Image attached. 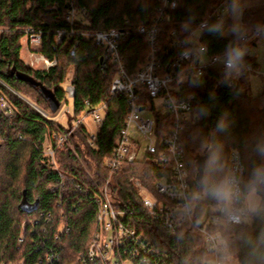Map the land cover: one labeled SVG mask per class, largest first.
Listing matches in <instances>:
<instances>
[{
  "label": "trees",
  "instance_id": "obj_1",
  "mask_svg": "<svg viewBox=\"0 0 264 264\" xmlns=\"http://www.w3.org/2000/svg\"><path fill=\"white\" fill-rule=\"evenodd\" d=\"M176 1L178 6L168 12L170 20L158 23L153 51L148 30L159 17L162 0H75L79 8L86 9L85 15L77 16L74 35L64 37L60 43L55 40L56 31L71 27L65 19L67 0H0V97L7 98L15 110L12 117L0 115V264H102L100 261L84 263L80 256L89 247L95 232L98 209L95 194L109 177L113 202L123 221L144 232L172 264H197L206 256L202 235L196 227L186 223L176 235L166 232L160 222L147 213L140 191L133 187L132 179L139 178L154 191L153 183L165 174L157 161L124 162L116 172L103 167L104 159L111 156L125 124L129 102L126 94L113 95L111 92L116 67L108 63L106 74L103 73L104 47L96 43L93 36L85 37L82 33L109 29L129 32L118 41V46L130 76L146 66L152 55L161 63L162 72L168 71L174 57L182 50L173 46V30L186 48L204 44L208 57L222 53L232 39L230 35H212L204 31L198 43L192 44L189 37L193 31H182V26L187 24L195 29L205 19L208 23L216 22L220 18L213 17L212 13L225 0ZM193 16L195 19L190 22ZM261 21H264V6L246 8L245 25L251 27ZM231 23L229 18L227 24ZM142 26L147 32L138 31ZM29 28L42 33L37 51L46 58L56 59V65L46 70L24 63L22 39ZM253 43L255 41L251 40L250 44ZM246 59L256 66L252 55ZM187 74L195 75L193 72ZM201 79L203 83L199 87L184 83L176 92L178 96L194 95L192 114H196L197 105L212 104L206 118L185 121L181 133L191 171L192 192L197 186L200 165L207 155L205 146L221 115L227 114L230 121L228 131L217 134L224 145L227 163L233 148L240 150L244 163L258 159L252 152L254 136L264 130V90L250 95L244 91V81H237V91H234L220 83L223 72L213 66L205 69ZM66 82L74 85L76 94L72 99L73 112H68L67 122L62 123L52 118L57 111L52 109L41 87L53 91L62 105L64 100H69ZM139 89L138 102L153 110L159 127L168 125L170 116L156 110L149 92ZM213 95L215 100L210 101ZM105 103L106 118L98 130L97 147L88 146L87 128L81 126L57 147L55 163L45 155L42 145L52 131L63 132L91 107ZM60 183H64L63 191L55 190L53 187ZM212 204L202 199L195 205L197 217ZM262 226L255 222L227 230L226 235L238 249L241 259L245 255L242 236ZM49 255H54L51 261L47 259Z\"/></svg>",
  "mask_w": 264,
  "mask_h": 264
},
{
  "label": "built area",
  "instance_id": "obj_2",
  "mask_svg": "<svg viewBox=\"0 0 264 264\" xmlns=\"http://www.w3.org/2000/svg\"><path fill=\"white\" fill-rule=\"evenodd\" d=\"M162 2L163 5L159 8V17L155 20L154 27L148 30L150 34L149 44L153 51L155 50L159 21L170 20L171 16L168 12L178 6V1L176 0H162ZM67 3L68 8L65 19L71 27L60 28L56 31L55 40L57 43H60L64 37L74 35V24L77 16H84L86 12L85 8H79L76 5L75 0H67ZM224 7L225 2L215 9L212 16L220 18ZM205 21L207 19L201 21V23ZM127 23L130 24V21L127 20ZM138 31L140 33L147 32L143 26L139 27ZM1 32L2 29L0 28ZM82 33L85 37L93 36L96 43L104 47L101 58L103 73L106 74L108 63H113L116 67V76L110 85L111 92L113 95L126 94L129 102L127 119L121 128L111 156L104 159L103 167L110 172H116L122 168L124 162H136V160L157 161L163 167L165 174L153 183L154 191L146 187L139 178H133L131 181L133 187L140 191V199L143 201L147 213L159 221L162 228L171 235L178 234L186 223H190L200 232L204 245L207 247L208 234L223 230L214 205H210L201 217H197L195 206L191 211L185 209V204L192 192V185L190 181L191 171L185 157V149L181 143V133L184 129L185 121H189L192 118L197 119L196 114H192L194 95L190 93L178 96L176 92L179 91L180 86L174 85V79L169 84V79L174 78L180 65L186 73L193 72L195 75H199L202 72L204 74L208 66L216 64L214 58L218 54L212 57L207 56L209 61L201 67L197 63L190 64L187 61H180L178 58L179 51L174 57V61L169 65L167 72H162L161 63L152 55L146 66L139 70L136 75L130 76L126 73L125 63L121 58L118 46V41L129 35V32L121 29H109L95 31L93 34L89 32ZM172 35L175 37L173 46H179L182 50L185 49L186 44L177 38L176 30H173ZM25 36L27 37L28 45L36 52L42 43V33L29 28ZM204 46L207 48L206 45ZM188 48L192 49L191 47ZM74 52L73 50L72 53ZM37 53L38 55L33 57L34 60L31 62V66L42 62L44 66L41 68L47 70L57 64L56 59L46 58L38 51ZM252 70H254L253 66ZM139 88L148 91L153 99L172 95L182 102L183 105H187V107L181 106L176 110L165 109L164 107L156 108L161 113L169 115L171 119L168 125L159 127L155 115H153L154 117H148V119L141 115L142 111L147 110V108L138 102L141 94ZM65 91H67L68 98L73 99L76 94L74 85L71 82L65 85ZM106 107V103L91 107L88 113L85 114L90 115L96 123L97 130L95 132H91L86 123L85 115L79 116L71 124H68L63 132L52 131L42 145L45 155L54 162L57 147L62 146L74 134L73 132L81 126L87 128L88 146L97 147L98 130L104 124ZM61 110H64L62 106L57 110V113ZM68 112H70V109L66 113ZM14 113L15 110L9 100L3 96L0 97V115L7 118L12 117ZM43 114L47 115L46 113ZM52 118L59 121V119H56L58 117ZM135 132L141 135L143 143L140 142L139 137H136ZM233 150L239 153L240 160L243 162L240 150L233 148L229 153L230 156L227 163L229 167L232 165ZM141 152H143L142 156H140ZM63 187L64 183H60L53 188L61 191ZM99 189L95 194V201L98 203L95 232L88 244L89 247L80 256V260L84 263L100 261L102 264H172L169 257L159 252L144 232L131 228L123 221L113 202L114 193L111 188V177ZM53 257L54 255H49L47 259L51 261ZM197 264H202V260L197 262Z\"/></svg>",
  "mask_w": 264,
  "mask_h": 264
},
{
  "label": "clouds",
  "instance_id": "obj_3",
  "mask_svg": "<svg viewBox=\"0 0 264 264\" xmlns=\"http://www.w3.org/2000/svg\"><path fill=\"white\" fill-rule=\"evenodd\" d=\"M253 0H225V7L220 19L214 23L202 22L195 29L186 24L182 31H193L195 35L208 32L212 35H230L232 39L225 46L222 53L214 58V62L222 66L223 79L220 83L237 91V81L251 80L252 66L246 59L252 54L250 42L253 39L264 42V21L251 27L243 23V16ZM231 19L232 23L227 24ZM195 17L190 18L194 20ZM180 61L197 63L201 67L207 64V48L199 45L195 48H185L178 53ZM191 71V69H190ZM199 75L187 74L183 67L169 79V84L187 83L190 87H199L203 81ZM215 96H210L214 101ZM158 107L176 110L187 107L176 97L168 95L160 98ZM211 103L197 105L194 109L197 118H206L209 115ZM230 121L227 114L221 115L211 140L206 144V158L200 165V177L197 186L190 193L185 209L191 211L195 205L204 199L213 203L223 230L209 233L206 241L207 255L202 264H264V226L256 232L242 236V246L245 249L243 259L238 254L232 240L226 235L227 230L238 225H247L259 222L264 225V130L254 136L252 152L258 159L250 164L241 162L239 153L233 150L232 165L228 166L224 145L217 138L218 133L227 132Z\"/></svg>",
  "mask_w": 264,
  "mask_h": 264
},
{
  "label": "rangeland",
  "instance_id": "obj_4",
  "mask_svg": "<svg viewBox=\"0 0 264 264\" xmlns=\"http://www.w3.org/2000/svg\"><path fill=\"white\" fill-rule=\"evenodd\" d=\"M202 32L197 36L195 35L193 32L189 37V42L192 44H197L200 36H201ZM257 40V39H256ZM263 42H261L260 40L257 41V43H253L250 44V48L252 49V56L255 57L257 63H258V67L257 69H259L258 72L252 71V73L250 74L252 76L251 80L248 79H241L239 81H248V83H250L251 88L249 91L244 90L246 93L249 94H255V92H260L261 88H263L264 86V46L262 45ZM22 54L21 57L24 61L25 64H28L30 67H34V68H41L42 66H44V64L42 62L40 63H36L35 65L31 66V62H33V57H35V55H38L37 51L35 52L33 49H31V47L28 45L27 43V37H23L22 39ZM33 53V55H32ZM208 58V57H207ZM209 60L207 59V62ZM213 67L215 69L222 71V66H220L219 64H214ZM247 83V82H246ZM68 82L65 83V85H67ZM68 102H66L65 100L62 102V107L64 108V112L60 111L57 114H55L53 117H58L56 119H59L60 122L65 123L67 122V110L70 109V113L72 114L73 112V105H72V98H68ZM160 98H155V106L156 108H160L157 106V103H159ZM61 114V115H60ZM60 115V116H59ZM141 115L145 118L148 119V117H154L153 115V110H151L150 108H148L147 110L142 111ZM83 116V114H82ZM86 118V123L89 126L91 132H95L97 130V126L96 123L94 122L93 118H91L90 115H85ZM136 133V132H135ZM134 133V135H135ZM136 137H139L140 142L143 143L142 137L139 133H136ZM143 155V152H141L140 156Z\"/></svg>",
  "mask_w": 264,
  "mask_h": 264
},
{
  "label": "water",
  "instance_id": "obj_5",
  "mask_svg": "<svg viewBox=\"0 0 264 264\" xmlns=\"http://www.w3.org/2000/svg\"><path fill=\"white\" fill-rule=\"evenodd\" d=\"M21 78L28 80V81L32 82L33 84H38L36 81H33L31 78H28L27 76H21ZM41 90L47 94V97H48V100L50 102V106H52V109L54 111H57L61 107V105H60V102L58 101V99L56 98L54 92L50 91V90L47 91L44 87H41ZM36 107L39 109L40 112L45 113L41 108H39L38 106H36ZM199 177H200V172L197 175L196 183L198 182Z\"/></svg>",
  "mask_w": 264,
  "mask_h": 264
},
{
  "label": "crops",
  "instance_id": "obj_6",
  "mask_svg": "<svg viewBox=\"0 0 264 264\" xmlns=\"http://www.w3.org/2000/svg\"><path fill=\"white\" fill-rule=\"evenodd\" d=\"M261 6H264V0H253V3L251 4V6H249V7H247V8H252V9H257V7H261ZM254 41H255V43H257V41L258 40H256V39H253ZM262 45L264 46V42L262 43ZM22 49V48H21ZM255 58V57H254ZM256 60V59H255ZM257 67H258V63H257V61H256V66L255 67H253L254 68V70H252V71H255V72H258L259 71V69H257ZM247 82V83H246ZM244 90H247V91H249L250 90V88H251V85H250V83H248V81H244ZM264 86V85H263ZM262 90H264V87L263 88H261V91ZM260 91V92H261ZM260 92H255V94H250V95H257V94H259Z\"/></svg>",
  "mask_w": 264,
  "mask_h": 264
}]
</instances>
